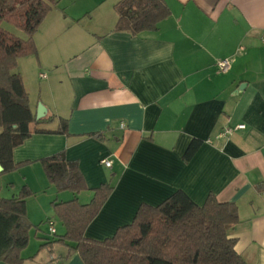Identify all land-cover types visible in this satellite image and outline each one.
I'll list each match as a JSON object with an SVG mask.
<instances>
[{
	"label": "crops",
	"instance_id": "obj_1",
	"mask_svg": "<svg viewBox=\"0 0 264 264\" xmlns=\"http://www.w3.org/2000/svg\"><path fill=\"white\" fill-rule=\"evenodd\" d=\"M118 1L57 0L33 35L37 53L17 61L33 116L41 105L37 119H50L31 123V135L12 151L15 163L31 162L0 174V197L23 186L32 192L25 206L36 227L20 252L24 263L83 264L54 241L65 228L55 225L51 202L88 203L93 188L110 183L86 237L112 236L141 203L156 205L176 190L198 205L213 193L237 206L228 231L236 252L264 264V0H164L170 15L137 35L114 30ZM221 59L230 60L226 72L216 66ZM60 117L67 134L53 132ZM238 124L244 127L206 142ZM192 139L201 143L185 161ZM59 151L77 162L86 190L57 191L48 181L39 160ZM48 220L56 235L40 225Z\"/></svg>",
	"mask_w": 264,
	"mask_h": 264
},
{
	"label": "trees",
	"instance_id": "obj_2",
	"mask_svg": "<svg viewBox=\"0 0 264 264\" xmlns=\"http://www.w3.org/2000/svg\"><path fill=\"white\" fill-rule=\"evenodd\" d=\"M57 0H0V24L12 23L27 35L20 38L0 26V165L5 173L31 161L15 163L13 149L31 135L29 125L47 123L33 116L21 77L15 72L19 58L37 53L33 35ZM115 31L137 35L157 29L170 15L164 0H119ZM55 133L67 134L68 121L58 118ZM34 132H49L34 129ZM201 140L192 139L183 159L189 160ZM48 181L57 191L79 193L87 189L76 161L59 151L40 160ZM110 183L93 188L88 203L76 197L51 202L56 218L65 231L54 241L67 244L83 264H248L235 250L236 239L228 235L238 222L234 202H220L209 193L202 205L194 203L183 191L176 190L156 205L141 203L128 224L112 236L96 240L85 230L109 197ZM32 195L23 186L18 195L0 197V261L25 264L20 252L27 246L34 226L27 218L25 200ZM56 235V234H54Z\"/></svg>",
	"mask_w": 264,
	"mask_h": 264
},
{
	"label": "built area",
	"instance_id": "obj_3",
	"mask_svg": "<svg viewBox=\"0 0 264 264\" xmlns=\"http://www.w3.org/2000/svg\"><path fill=\"white\" fill-rule=\"evenodd\" d=\"M262 42L264 43V29H263V32H262ZM216 66H217V68H218V70L220 72H226L230 68V60L229 59L218 60L216 62ZM124 126H125V123L120 121L119 122V127L123 128ZM243 127H244V124H238L235 127H226L224 129L218 131L213 136V138H208L206 140V142L211 143L213 139H216V140L222 139V138L226 137L227 135L231 134L234 130L239 129V128H243ZM102 163L106 167H109L111 165V161L107 160V159L102 160ZM47 222H48V226H49V233L51 235H54L55 234V229H54V226H53L54 222L52 220H48Z\"/></svg>",
	"mask_w": 264,
	"mask_h": 264
},
{
	"label": "rangeland",
	"instance_id": "obj_4",
	"mask_svg": "<svg viewBox=\"0 0 264 264\" xmlns=\"http://www.w3.org/2000/svg\"><path fill=\"white\" fill-rule=\"evenodd\" d=\"M1 24H3V27L5 28V30H10V31H17V28L12 24V23H9V22H7V21H3V22H1ZM2 26V25H1ZM2 27V28H3ZM31 196V195H30ZM52 208V207H51ZM53 210V209H52ZM54 217V216H53ZM55 225H57V226H62L61 225V222L58 220V219H55ZM40 225H43V226H48V222H45L44 224H40ZM35 226V225H34ZM32 229H35V227H32Z\"/></svg>",
	"mask_w": 264,
	"mask_h": 264
},
{
	"label": "water",
	"instance_id": "obj_5",
	"mask_svg": "<svg viewBox=\"0 0 264 264\" xmlns=\"http://www.w3.org/2000/svg\"><path fill=\"white\" fill-rule=\"evenodd\" d=\"M43 109H42V106L40 105V109L37 111V114H36V118H39L41 115H42V113H41V111H42ZM3 170V168H2V166L0 165V172Z\"/></svg>",
	"mask_w": 264,
	"mask_h": 264
}]
</instances>
